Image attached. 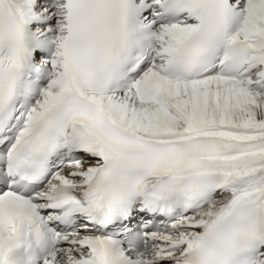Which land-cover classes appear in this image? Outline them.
Wrapping results in <instances>:
<instances>
[{
  "label": "snow or ice",
  "instance_id": "snow-or-ice-1",
  "mask_svg": "<svg viewBox=\"0 0 264 264\" xmlns=\"http://www.w3.org/2000/svg\"><path fill=\"white\" fill-rule=\"evenodd\" d=\"M0 264H264V0H0Z\"/></svg>",
  "mask_w": 264,
  "mask_h": 264
}]
</instances>
